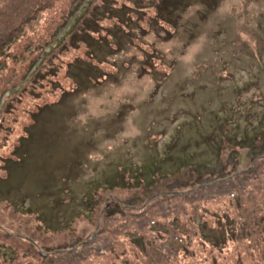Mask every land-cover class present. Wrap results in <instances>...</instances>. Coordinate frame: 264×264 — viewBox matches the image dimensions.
Here are the masks:
<instances>
[{
    "label": "rangeland",
    "instance_id": "1",
    "mask_svg": "<svg viewBox=\"0 0 264 264\" xmlns=\"http://www.w3.org/2000/svg\"><path fill=\"white\" fill-rule=\"evenodd\" d=\"M263 129L264 0H0V264H264Z\"/></svg>",
    "mask_w": 264,
    "mask_h": 264
},
{
    "label": "trees",
    "instance_id": "2",
    "mask_svg": "<svg viewBox=\"0 0 264 264\" xmlns=\"http://www.w3.org/2000/svg\"><path fill=\"white\" fill-rule=\"evenodd\" d=\"M11 6V5H10ZM28 16H26V18H27ZM174 25V24H173ZM173 28H175L176 29V27H173ZM75 85H76V87H77V89H78V84H77V82L75 81ZM74 91V90H73ZM64 94L65 93H63L62 94V96H61V99H62V97L64 96ZM36 113V112H35ZM34 113V114H35ZM32 117H33V121L35 120V122L32 124V126H29L30 127V130H31V132L35 129V127H36V117L38 118V117H40V112L38 111V114L36 113V115L35 116H33V115H31ZM30 132V133H31ZM29 133V134H30ZM28 134V135H29ZM260 134H261V136L258 138L259 139V141H261V139L263 138L264 139V129L263 130H261V132H260ZM76 151H77V149H76ZM25 156H26V154L24 153V158H25ZM52 156L50 155V158H51ZM261 158H264V156L263 157H261ZM256 169L257 170H260V171H263L264 170V163H259L258 164V166L256 167ZM6 170V169H5ZM122 170V173H121V175H123L122 177H119V178H123L124 176L126 177L127 175H126V172L125 171H123L124 169L122 168L121 169ZM5 176H6V179L9 177V173H8V170L5 172ZM124 177V178H125ZM244 178H246V177H244ZM120 180H122V179H120ZM138 179L137 178H135L134 179V185L136 184L135 182L137 181ZM257 181V180H256ZM258 182V181H257ZM138 183V182H137ZM117 187H119V185L117 184V182H115V180H111V181H107V183H106V185H105V187H102V189H103V191H106V190H113V189H117ZM230 187V186H229ZM229 187L228 188H226V190L227 189H229ZM232 187V186H231ZM98 189H100V187L99 188H94V190H98ZM94 190H92V191H94ZM91 191V192H92ZM233 192L236 194V192L238 193L239 192V188H237V187H233V188H231L230 189V191L229 192H224L223 193V195L221 194V191L219 192L221 195H222V197L224 198V201L225 202H228V200L226 199V197L227 198H229V196H230V193H232L233 194ZM260 194L261 195H263L264 194V190L261 192L260 191ZM96 196H97V192H94V197H90V196H88L87 198H86V200L85 201H88V202H90V201H94V200H96ZM233 197V196H232ZM234 197H239V196H234ZM233 197V198H234ZM263 197V196H262ZM230 202H232V201H230ZM239 202H240V199H239ZM241 204H242V202H240L239 203V205H238V208H240L241 207ZM29 207H31V206H29ZM233 207H234V204H233ZM228 208V210H230L231 208L230 207H227ZM111 216H113V215H115L116 213H114V211H111Z\"/></svg>",
    "mask_w": 264,
    "mask_h": 264
},
{
    "label": "bare ground",
    "instance_id": "3",
    "mask_svg": "<svg viewBox=\"0 0 264 264\" xmlns=\"http://www.w3.org/2000/svg\"><path fill=\"white\" fill-rule=\"evenodd\" d=\"M175 29V28H174ZM177 29V28H176ZM175 29V30H176ZM102 79H104L105 80V78H103V77H101ZM157 143H158V141H157V138L156 137H153L152 138V141H151V144H155V145H157Z\"/></svg>",
    "mask_w": 264,
    "mask_h": 264
}]
</instances>
